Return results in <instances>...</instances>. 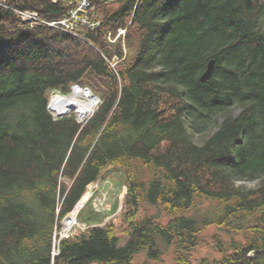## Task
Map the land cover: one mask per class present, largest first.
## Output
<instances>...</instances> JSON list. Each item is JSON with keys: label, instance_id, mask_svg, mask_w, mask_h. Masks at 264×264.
Wrapping results in <instances>:
<instances>
[{"label": "trees", "instance_id": "1", "mask_svg": "<svg viewBox=\"0 0 264 264\" xmlns=\"http://www.w3.org/2000/svg\"><path fill=\"white\" fill-rule=\"evenodd\" d=\"M93 1L102 21L84 36L0 6V264H161L171 248L193 264L211 226L244 239L213 235L221 256L195 264H264V0ZM6 3L47 20L67 10ZM74 85L98 96L94 111L55 118L49 93ZM113 168L120 224L62 238L52 257L56 212Z\"/></svg>", "mask_w": 264, "mask_h": 264}, {"label": "rangeland", "instance_id": "2", "mask_svg": "<svg viewBox=\"0 0 264 264\" xmlns=\"http://www.w3.org/2000/svg\"><path fill=\"white\" fill-rule=\"evenodd\" d=\"M0 6H2V5H0ZM9 7L11 9H13L14 11L16 9H19V8H15L12 6H9ZM19 10H22V9H19ZM17 15H19V14H17ZM19 17L21 18L20 15H19ZM45 20L46 21H52V20H47V19H45ZM53 20H56V19H53ZM111 41H114V39H111ZM82 88H88V87H82ZM70 90L72 91L71 87L69 88V91ZM53 93H57V92L49 93V100H50V96ZM69 93H66V94H69ZM60 94H62V93H60ZM62 95H65V94H62ZM81 98L83 100H85L86 102L92 101L90 98V94L87 96H82ZM49 100H48V105H49ZM94 107L95 106L93 104L92 110H94ZM92 110L84 116H79L77 114L76 110H72V111L78 116L79 120H83V119L87 118L93 112ZM237 111L238 110H236L235 113ZM70 112H71V110H70ZM51 113L56 118V114H54L53 112H51ZM123 178H125V177L121 175L120 171L118 169H114V168H113V170H106L102 174V176L99 178V186L104 184L105 179L109 180L112 184L111 186H109L107 188V199H104V194L102 192L98 191V189H96L94 186H91V187L87 186L86 187V190H85L84 195H83V196H85V195L86 196L84 199L83 206L81 207V209L84 207L83 214H84V216L91 214V213L94 215V214H96L95 212H97V213H99V217L102 216V219H101V222H99V223L87 224L83 220H80L78 217L79 221H81L80 223L82 225H85V228L82 231L86 230V226L87 227H89V226H102L103 227V226H106L109 221H113V220L117 224H120L121 220L119 218L118 219H116V218L120 215L121 212L125 211L124 199H125V195H126V188H125V179L123 181ZM61 180L65 183H67V185L70 184V181L67 180L66 178H62ZM238 183L245 184L248 187H252L255 184L254 182H250V181H244V182L242 181V182H238ZM80 200L82 201V199H80ZM89 203H91L92 207L90 205H88ZM91 208L94 212L91 211ZM81 209H80V211H81ZM58 210L59 209H57V211ZM150 210L154 211V209H152V208H150ZM57 213L58 212H56L54 226H53L55 230L57 229V226H58V220H60L62 217H64L67 214L66 213L64 216L58 218ZM60 222H61V220L59 221V224H60ZM117 230L119 231V233H121V229H117ZM201 234H202V237L204 238V242L201 245H199L194 251H192L191 257H192L193 264H195L197 262V260L201 259L202 257L213 259V258H219L221 256L220 253L218 251H216V249L213 246V243H212L213 235H216L218 238H220L224 241H228L231 238L241 239V240L244 239L242 233L227 232L225 230L218 229L215 226L208 227ZM62 238H67V237H59V235L57 237L53 236L52 244H53L54 240H56V239L61 240ZM162 257H163V260H162L161 264H174V262H173L174 256H173L172 248L169 250H165ZM51 260H52V258H51ZM144 261H145V254L140 253L136 257V264H143ZM51 264H53V261L51 262Z\"/></svg>", "mask_w": 264, "mask_h": 264}, {"label": "built area", "instance_id": "3", "mask_svg": "<svg viewBox=\"0 0 264 264\" xmlns=\"http://www.w3.org/2000/svg\"><path fill=\"white\" fill-rule=\"evenodd\" d=\"M56 3L58 1H63L66 3L67 10L66 12L56 21H46L41 18L36 11L28 9H16V12H21L24 18L35 19V23H41L45 25H52L53 27L72 34L74 36H84V30L86 27L94 29L100 26L102 21V13L96 10V3L93 0H51ZM107 2H115L117 0H106ZM0 5H7L6 0H0ZM125 29L120 28L116 36L124 35ZM110 36V35H109ZM78 212L72 210L67 213L60 220H58V226L55 232L57 236L63 237L67 231L75 230L76 227L84 225L78 223L77 219ZM54 234V237H57ZM60 240V239H59ZM58 240V242H59ZM59 252V249H58Z\"/></svg>", "mask_w": 264, "mask_h": 264}, {"label": "bare ground", "instance_id": "4", "mask_svg": "<svg viewBox=\"0 0 264 264\" xmlns=\"http://www.w3.org/2000/svg\"><path fill=\"white\" fill-rule=\"evenodd\" d=\"M4 6L10 8L9 5H4ZM11 10H13V9H11ZM14 12L19 14L21 16L22 20L27 21L29 26H32L33 24H35V22H37V21H35V19H32V18H24L22 16L21 12H16V10ZM58 19L59 18H57L56 20H58ZM56 20H52V21H56ZM47 26L53 27L51 24L47 25ZM71 88H72V91L69 94L62 95L59 92H57V93H53L50 96L49 105H47V109L49 111L53 112L54 114H56V117L62 116L64 114H67L68 112H70V110L71 111L72 110H76L77 114L79 116H84V115H86L88 112H90L92 110L93 104L96 107L98 102L95 101L96 102L95 103L94 100H92V98H91L92 92L85 90L81 86L79 87V85L78 86L74 85ZM89 94H90V98H91V100L93 102L92 101H90V102L87 101L86 102L85 100H83L81 98L82 96H87ZM95 107H94V109H95ZM92 111H94V110H92ZM111 185H112L111 182L109 180L105 179L104 184L99 186V179H98L96 182L91 183L88 186H90V187L94 186L96 189H98V191H100V192H102L104 194V199H107V188L109 186H111ZM85 196H82V198H81L82 201L79 200L74 205V207L72 208V210L74 209V210H76L78 212L77 219L79 217L78 215H79L80 209L83 206ZM72 210H70V211H72ZM78 221H79V219H78ZM78 223H80V222H78ZM84 228H85V225H84ZM84 228L82 226L76 227L75 230L67 231L65 233V235H63V237L73 236L75 233L82 231ZM86 228H88V227L86 226ZM54 234H55V236H57V233L55 232V229H54L53 236H54ZM59 242H60V240H59ZM59 242H58L57 239L53 241L52 252H51L52 257H54L56 254H58Z\"/></svg>", "mask_w": 264, "mask_h": 264}, {"label": "water", "instance_id": "5", "mask_svg": "<svg viewBox=\"0 0 264 264\" xmlns=\"http://www.w3.org/2000/svg\"><path fill=\"white\" fill-rule=\"evenodd\" d=\"M214 65H215V59H213V58L207 62L205 70L201 73V75L199 77L200 82H206L210 79L212 72H213V69H214ZM76 86H78V85H76ZM84 89L92 92L89 88H84ZM91 98H92V100H94V102L95 101L98 102V100H99V98L93 93H92Z\"/></svg>", "mask_w": 264, "mask_h": 264}]
</instances>
